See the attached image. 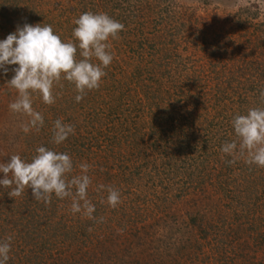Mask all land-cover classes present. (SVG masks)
I'll return each mask as SVG.
<instances>
[{"label": "rangeland", "instance_id": "obj_1", "mask_svg": "<svg viewBox=\"0 0 264 264\" xmlns=\"http://www.w3.org/2000/svg\"><path fill=\"white\" fill-rule=\"evenodd\" d=\"M70 1L67 6L66 0H21L16 10H28L37 18L49 16L57 33L72 39L76 25L64 31L62 20L68 16L74 25L73 20L82 12L77 11L80 6H75L74 0ZM87 1L94 5L97 0ZM134 1L124 2L122 12ZM136 1L142 5L148 2L150 8L141 9L139 18L129 23L120 21L119 8L113 11L124 29L119 39L110 38L108 43L112 55L119 60L123 55V60L104 69L106 76L98 89L76 102L78 93L62 79L53 87L54 104L46 105L32 94L34 110L74 126L78 138L66 139V145L78 148L80 141L87 146L85 131L102 130L105 134L101 144L109 157L106 166H98L97 175H89L95 169L91 161L101 156L100 150L95 149L92 157L85 151L77 152L81 156L77 158L72 151L73 171L68 178L79 175V165L86 163L91 166L87 174L96 179L94 189L104 185L120 193L116 208L108 206L106 190L98 191L100 196L94 199L88 196L95 205L96 220L73 214L71 199L67 198L66 205L67 200L53 193L51 204L58 208L55 220L76 229L79 236L83 228L78 221L87 222L82 251L84 258L89 257L85 259L88 263L93 260L99 264L101 252L95 236L109 232L114 242L104 245L119 255L103 254L106 258L101 264H264V168L248 165L243 158L229 163L232 157L220 150L225 142L235 139L231 125L235 115L264 107L260 100L264 90V0ZM63 7L68 11L64 16L59 10ZM164 10L167 25L155 27L154 21ZM175 10L183 14L184 24L179 20L174 26L170 14ZM55 18L60 19L57 24ZM9 33L8 25L0 24V34ZM201 39L208 41L206 48ZM164 51H168L166 56ZM249 51L252 54L241 56ZM7 67V74L0 70L2 83L12 78V68L18 65ZM106 87L114 89L107 92ZM0 96V162L7 163L11 155L30 162L38 146L21 136V125L28 118L8 107L18 93L11 88L9 92L0 90ZM179 141L187 145L184 152L195 145L192 166L189 157L178 155ZM47 143L55 152L70 149L61 148L62 143L57 145L52 139ZM9 191L0 186V230L5 227L4 231L18 215L14 203H26L36 210L38 204L45 205L32 196L31 188L12 198ZM26 196L29 203L23 200ZM149 211L154 213L152 218ZM138 212L150 223L144 227L145 233Z\"/></svg>", "mask_w": 264, "mask_h": 264}, {"label": "clouds", "instance_id": "obj_2", "mask_svg": "<svg viewBox=\"0 0 264 264\" xmlns=\"http://www.w3.org/2000/svg\"><path fill=\"white\" fill-rule=\"evenodd\" d=\"M72 39L64 42L54 34L51 25L28 24L17 27L16 31L0 40V70L5 74L10 65L14 75L7 84L18 93L17 99L11 102L9 109L28 119L21 125L25 134L35 129L39 131L44 125L43 115L32 107V94L38 95L46 105L55 103L53 87L62 79L74 85L78 93L76 102L91 90L98 89L101 80L106 76L104 71L112 60L109 39H119V32L124 25L106 13L94 14L84 12L73 20ZM79 52V59H77ZM98 61L94 63L93 60ZM62 87V85H61ZM264 103V90L260 92ZM235 139L225 142L221 152L231 156L229 163L243 158L248 165L264 168V107H253L246 114H237L231 120ZM74 133V126L57 119L53 123L52 142L59 145ZM91 166L79 165L80 174L68 178L73 171L72 158L67 153H59L40 146L31 161L23 160L19 155H11L7 163L0 162V186L10 189L8 195L21 196L26 188H31L32 196L37 201L51 202L54 193L59 199L70 198V210L73 214L82 213L90 220L95 205L88 199V189L92 183L87 174ZM97 191L106 190V202L116 208L120 193L113 187L97 186ZM101 200V203H104ZM99 222H103V217ZM12 237L0 242V264H7L11 250Z\"/></svg>", "mask_w": 264, "mask_h": 264}, {"label": "trees", "instance_id": "obj_3", "mask_svg": "<svg viewBox=\"0 0 264 264\" xmlns=\"http://www.w3.org/2000/svg\"><path fill=\"white\" fill-rule=\"evenodd\" d=\"M127 1H129V0H97L94 5L90 4V2H88L87 0H74L73 2H74L75 6H80L79 10H77L79 12L84 13L87 11H91L94 14L103 12V13H106L108 16H110L114 20L118 19V18H116L118 15L115 14L113 11L115 9L119 8V10H120L119 17L121 18L120 21L121 20L126 21V22L128 21V23L130 22V20L132 21L134 18H139V14H140L139 12L141 9L144 10V9L150 8V4L148 2H145L144 5H142V4L137 3V1L135 0L134 2H136V3H131L129 5V8L128 9L126 8L125 12H122V10H123L122 6H123L124 2H127ZM20 2H21V0H0V24L6 23L8 25V27L10 28V33L15 32L17 27H22L24 23H28V24H32V25L41 24L42 26L47 24V25L52 26L51 21L49 19V16H47V15L44 17H41V18H39V17L37 18L34 14H32L28 10H25V13L21 12L22 10L17 11L16 8H20V7H17L18 4H20ZM70 3H71L70 0H66L67 6L70 5ZM65 7L61 8V9L59 8L60 11L62 10L63 16H64V13L68 12V11H66ZM164 11H163V15L160 13L159 18L154 21L153 25L155 27L156 26L159 27V25H160V27L164 28L165 24L167 25V22L169 21V20L168 21L165 20V16H167V10H164ZM82 13H80V14H82ZM15 14H18L21 16L17 17ZM170 17H171L170 19H174V21H175L174 26L177 25L179 20L182 22V20L184 18L183 14H181L180 11L178 12L176 10L173 12V14H170ZM41 19H44V20H41ZM58 19L57 18L54 19L56 24L58 22ZM63 19L64 20H62L63 23L61 24V29H63L64 31H69L70 28L75 26L72 23H70V21L72 20L70 17L64 16ZM184 23L185 22L183 21L181 24H184ZM52 28H53V26H52ZM54 30L55 29L53 28V31ZM54 34L60 36L61 40L64 42L71 40L70 36H66L64 34L62 36V34L57 33L56 30H55ZM6 37L7 36L0 34V40L5 39ZM170 40H171V37H170ZM154 42L157 43L156 40H152V43H154ZM201 42L203 43L205 48L207 47V45H209L208 41H206L205 39H201ZM251 50H252V48H251ZM165 52H168V51H164V56H166ZM250 54H252V52H250V51L244 52V53H241V56L244 57V55L247 56ZM122 57H123V55H121V58L119 60L118 57H117L118 59H116V57L113 56V60L111 63H122L121 62L123 60ZM79 58H80L79 52H77V59H79ZM93 62L98 63V61H96L95 59L93 60ZM107 71L110 72V70H107ZM107 74H108V72H107ZM65 82H67V81L65 80ZM0 85L3 86V87H1L0 90H4V91H8V92L11 90V88L9 86H6L7 83H5V82L4 83L0 82ZM70 85H72V84H70ZM112 86H113V82H111V84H110V87H112ZM72 87H73V89L71 91L73 92V91H75L74 85H72ZM113 89L114 88L109 89L106 87L107 92L111 91V90L113 91ZM0 100H1V96H0ZM67 108H69V106ZM45 114L48 115L47 113H45ZM51 114L53 115L54 113H51ZM43 118H44V125H43V127L40 128L39 131H36L35 129H33L27 134H24V133L21 134V136H23V137L26 136V139H29V142L30 141L34 142L38 147L43 146L49 150H52L51 144L47 143V141H50L52 139V128H53L52 123H53V121H55V120H53V119H55V116H52V117L43 116ZM50 119H52V121ZM46 123H48V124H46ZM75 134L76 133L69 135V137L67 139L70 138V140L71 139H73V141L76 140V137L78 138V136ZM86 134H87V136H86ZM17 136L18 135H16V137H14V139H12V140H15L17 138ZM85 136H86L85 137L86 141L87 140L89 141L87 146L84 142L81 145L80 141L77 143L78 148H76L75 145L73 146L72 144L67 143V145H66L65 143H62L63 146L61 148L65 149V150H68V148H70L68 150V152L67 151H62V152L67 153L68 155H72L71 152L74 151V152H76V156H74V157L77 158V157H81V156H77V152L79 154L81 151H85L84 152L85 155L87 154V156L92 157V156L96 155L97 150L98 151L100 150L101 156L94 158V160L91 161V163L95 164L94 172H89V175H93V174L97 175V173L100 171V170L97 171L98 166L99 167L100 166H106L105 163H107L109 161V157L107 156V150L105 148H103L104 143L101 144V141L105 140L106 137H105V134L103 133L102 130H101V132H99L98 130L85 131ZM119 136H120V134H119ZM43 141H45V142L43 143ZM35 144H33V145H35ZM181 144L179 141L178 147H181V148L179 149L178 155L183 153L185 155H182V157H189V164L190 165L189 164L188 165L192 166L191 161L195 160L194 159L195 157H192V155L194 153H196V151H197L196 147H195V145H192L188 151L184 152L187 145H185V144L181 145ZM95 149H96V151H95ZM101 151H102V153H101ZM35 154H36V152L33 155H31V159ZM29 158H30V156L27 157L28 160H29ZM179 158H180V160H182L181 157H179ZM184 162L185 161H182V163H184ZM196 164L197 163H195V165ZM95 181H96V179L92 180V183L88 189V196L90 195L91 199H94L95 195L100 196L98 191L96 189H94ZM28 190H29L28 193L31 196L30 189H28ZM102 195H104V194H102ZM88 199H89V197H88ZM23 200H25L29 203L28 196L24 197ZM63 200H67L66 202H64L66 205L69 203L67 198L63 199ZM44 204L45 205L38 204L39 210L28 207L26 205V203L23 204V203L17 202V203L13 204V208L15 209L14 213H16L18 215L15 217L16 219L12 220V227L8 228L5 231H4L5 227L2 230H0L1 231L0 232V238L2 236L5 237L4 240H2V241L7 240V238L9 236L12 237V239L10 241V244H11V250L9 252L10 258L7 261V264H83L85 259H89L88 256L85 258L83 257L84 251H82L85 247V240L87 239V233L85 231L87 222L85 220H83L84 222L78 221L79 228H83V232L79 236L76 234V229L67 228L63 222L55 220L56 210H58V208L55 204H51V202L47 203V204L44 203ZM154 206L156 207V209L159 208V211H161L160 206L159 207H158V205H154ZM149 212H150V214H148V215H149V217L152 218V216H154L153 215L154 213L151 211H149ZM103 213H104V211L100 214L103 215ZM100 214H97V216ZM101 215H100L99 219L101 218ZM137 216L141 220L143 229L145 226L150 224L148 222L143 221V220H145L143 217V214L138 212ZM163 218L164 217H161V219H163ZM165 218L169 219L170 217L166 215ZM10 225H11V223H10ZM132 225L133 224H131L129 227L131 228ZM134 227L139 228L136 225H134ZM147 228H149V227H147ZM86 230H87V228H86ZM145 232H146V230L144 231V233ZM85 236H86V238H85ZM132 238H133V236H132ZM113 239H114L113 235L110 234L109 232L100 233L98 236H95V244L98 246V251L101 252V257H99V259H98L99 264H101V262L103 263L104 258H106L105 256H103V254H105L107 256H108V254H112L114 256L119 255V253L118 254L114 253L113 248L111 249V247H110V250H109L108 246L105 247V245H104V243H106L107 241H109L112 244V242H114ZM75 240L78 241L77 246H75ZM142 240H144V239H142ZM2 241L0 240V242H2ZM132 245H135V243ZM127 247H129L128 244H127ZM125 254H127V252H125ZM85 255H86V253H85ZM119 259L123 260V257L120 256ZM88 262L86 264H95L93 262V260H91L90 263H88ZM129 264H132V263L130 262ZM143 264H151V263L147 262V263H143Z\"/></svg>", "mask_w": 264, "mask_h": 264}]
</instances>
